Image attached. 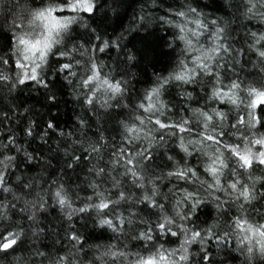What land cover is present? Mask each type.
Here are the masks:
<instances>
[{"label": "clouds", "instance_id": "obj_1", "mask_svg": "<svg viewBox=\"0 0 264 264\" xmlns=\"http://www.w3.org/2000/svg\"><path fill=\"white\" fill-rule=\"evenodd\" d=\"M0 264H264V0H0Z\"/></svg>", "mask_w": 264, "mask_h": 264}]
</instances>
